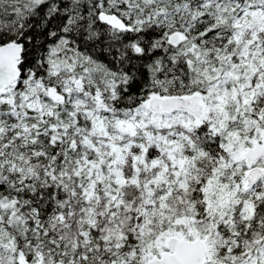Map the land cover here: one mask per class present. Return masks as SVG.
I'll list each match as a JSON object with an SVG mask.
<instances>
[{
	"label": "snow or ice",
	"instance_id": "6c2138e0",
	"mask_svg": "<svg viewBox=\"0 0 264 264\" xmlns=\"http://www.w3.org/2000/svg\"><path fill=\"white\" fill-rule=\"evenodd\" d=\"M0 264H264V0H0Z\"/></svg>",
	"mask_w": 264,
	"mask_h": 264
}]
</instances>
